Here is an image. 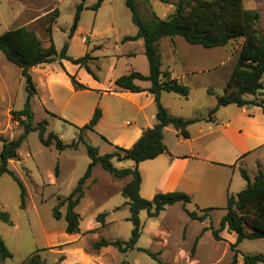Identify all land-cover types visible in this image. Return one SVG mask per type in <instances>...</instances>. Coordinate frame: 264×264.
Segmentation results:
<instances>
[{"label":"rangeland","instance_id":"obj_1","mask_svg":"<svg viewBox=\"0 0 264 264\" xmlns=\"http://www.w3.org/2000/svg\"><path fill=\"white\" fill-rule=\"evenodd\" d=\"M98 1L0 0V35L11 29L28 26L38 33L45 45H48L50 36L47 28L51 24L52 18L59 15L53 12L56 10L60 12V16L53 25V39L58 51L60 52L64 45L69 43V54L72 57L80 58L89 53L93 59L87 60L88 67L96 78L106 86L113 75L112 57L120 53L128 54L139 51L140 46L137 43H128L120 48L116 45L117 39L138 32L137 26L132 21V13L126 6V0H104L99 10L91 9L90 7ZM82 2L85 4V9L82 11L79 30L73 39H70V29L77 8ZM177 2L179 0H137L138 12L146 21L153 15L167 19L174 13ZM245 6L260 12L259 29L264 34V0H245ZM165 40L166 43H171V38ZM178 40L185 42L183 37H179ZM241 45L242 41L237 40L226 47H219L223 50L226 59L224 70L220 74H212L206 77L208 83L211 84L210 89L219 95L224 94V86L236 64ZM143 58L145 59V57ZM1 60L5 64L7 62L11 73L3 82V85H6L4 90L8 94L6 100L0 102V139H4L3 136L14 138L23 132V128L16 127L18 123L12 121L11 110H23L28 93L21 69L9 63L0 51ZM120 62L123 64L117 67L118 70L115 73L127 68L128 57L123 56ZM85 71L87 70L85 69ZM205 91L203 88H197L190 99H184L175 94H167L165 96L168 97H165L164 102L170 104L173 111L178 115L195 118L199 113H204L205 116H208L211 111L209 107L214 101H211L213 98L207 95ZM102 100L105 107H110L113 110L111 119L104 123L103 132L99 130L87 132L85 143L80 144L77 150L68 148L59 151L55 145L45 147L39 139L38 131H33L28 135L19 150L20 161L13 160L10 164V169L19 176L27 189V206L24 210L20 208L21 189L17 182L8 174L0 178V210L8 212L14 222V225L10 226L0 220V236L13 254V258L6 261L0 260V264H26L27 259L36 254L38 249L46 248L50 243H54V240L49 241L46 238L45 231L54 234L66 233L67 222L65 218L56 219L53 211L58 206L60 199L67 198L77 186L80 178L86 173L91 163L88 146L97 148L101 155L110 153L113 151L111 144L122 137L127 140L128 132L135 126L136 111H122L120 105L128 104V101L118 95L102 97L97 90L76 91L74 89L70 91L63 85L53 84L51 90L49 88L42 89V92L33 98V125L38 126L41 122L48 121L49 125L46 128L45 138H48L49 133L53 132L65 144H72L78 138L79 128L85 125L82 121L91 120L89 114L94 105L95 110L96 108L103 110L100 106ZM76 115L80 119L75 118ZM170 140L174 141V137L171 135ZM193 146L195 145L193 144ZM2 150L3 142L0 141V158ZM261 156L264 165V152L261 153ZM254 161L255 157H249V168H245L249 169L248 172L252 180L256 170ZM150 162L153 161L143 162L142 165L145 195L151 194L153 176L158 171L156 168H151ZM113 163L119 169L134 168L135 166L131 160L123 162L113 160ZM57 166L60 170L59 177L56 176ZM94 176L99 181L98 190L106 189L107 181L110 179L114 180L115 185L111 190V197L108 199L97 193L96 188L88 191L87 197L76 208V211L82 216L81 228L83 230L94 228L95 225L99 224L97 222L99 214L109 212L113 207H117L114 213H109L106 217L108 227L106 229L103 227L97 231L96 236H92V239H119L121 237L123 241H128L133 229V224L128 220L130 210L127 199L121 191L116 189L120 184L124 186L130 178L115 179L101 165H97L94 169ZM246 185L247 181L238 170L233 181L228 184V195L236 196ZM198 204L199 202L193 201L187 205L188 210L203 215L204 213L198 210L200 205ZM225 206V200L221 204L215 205L214 210L209 212L204 224L199 220H193L181 203L168 206L159 218H149L147 212L143 211L141 220L144 229L138 247L148 249L153 254L158 255L157 259L135 249L120 255L123 258V264H160V261L164 264L230 263L235 254L231 250V244L225 241H217L211 229L220 228L222 218L226 213ZM66 211L67 206L61 208L64 215ZM167 222L169 223L166 224ZM153 224H158L161 229L156 227L150 229V225ZM153 229L161 230L159 235L153 237L154 239L151 238L152 233H156ZM60 236L59 234L55 241L63 243ZM233 236L236 240V236ZM198 237L200 239L196 252L193 254L195 241ZM237 250L239 257H242L243 254L264 255V238L244 240L238 245ZM38 254L47 260V264H54L56 256L50 249L42 250ZM196 254L198 256H195ZM196 257L198 263H193Z\"/></svg>","mask_w":264,"mask_h":264},{"label":"trees","instance_id":"obj_2","mask_svg":"<svg viewBox=\"0 0 264 264\" xmlns=\"http://www.w3.org/2000/svg\"><path fill=\"white\" fill-rule=\"evenodd\" d=\"M104 0H99L94 6L90 7L99 10ZM126 6L132 13V21L137 26L138 32L135 36H126L123 42L143 40L145 45V56L147 57L150 73L148 76L140 72H131L130 74L120 76L114 81V91H127L140 93L148 91L154 96L157 107V124L144 131L142 136L131 148H124L113 145V151L101 155L99 150L93 146H88V155L91 163L84 176L80 178L77 186L71 194L59 201L54 209L53 215L60 220L63 217L67 222L66 233L69 235L80 232L81 216L76 211L85 197V187L87 181L92 178L94 169L97 165L108 172L115 179L130 180L123 186L122 195L127 199V205L130 210L129 221L133 224L131 237L128 241L102 239L93 245V249L99 250L102 247L113 246L122 253L138 249L149 256L157 259L148 249L137 247L143 234V223L141 213L146 211L149 218H158L160 214L178 203L184 205L186 212L193 220L204 222L209 216V212L214 208L190 212L186 206L192 202L190 195L184 192L158 193L153 199L148 200L141 196V186L143 176L139 170V164L148 160L168 154L169 150L165 144V131L168 126H173L179 134L185 138H190L189 126L202 121L203 118L188 120L182 117L172 115L167 107L161 101L162 93H174L188 99L191 89L182 84L178 79H173L171 73L162 70V59L160 54V42L164 38L183 37L192 45H201L207 49L226 47L231 42L241 40L239 56L233 69V73L227 85L224 88L223 95H216L217 105L210 111L207 120H213V117L221 107L237 105L244 107L247 105H256L263 109L264 113V34L259 29L261 14L256 9H249L245 6V0H179L175 5L174 13L167 19H161L153 15L148 21L144 20L138 12L137 0H126ZM85 4L82 2L76 11L73 25L70 29L69 38L72 39L77 32L82 11ZM59 14L52 18L48 26L49 44L45 45L38 33L28 26H21L11 29L0 35V51L6 59L21 69L22 77L26 82V91L28 93L27 101L23 110L11 111L12 121L17 122L23 128V132L12 140L0 139L3 142V150L0 158V178L8 174L17 182L21 189V205L24 210L27 206V189L19 176L9 168L13 160L20 161L19 150L28 135L33 131L39 132V139L43 146L55 147L59 151L65 149H78L80 144L85 143L87 132L96 131V127L102 119L103 112L96 108L92 119L79 128L78 138L72 144H65L64 141L51 132L48 138H45L48 121L41 122L38 126L33 125L32 101L37 95L38 90L32 76V69L44 64H51L57 60H67L74 65H79L92 73L87 65V60L93 59L89 53L84 57L74 58L68 55L69 43H66L59 52L53 39V25L60 16ZM69 75V74H68ZM72 85L76 91L89 90L86 85L81 83L74 75H69ZM137 81H149L151 86L147 89L138 85ZM210 95L214 93L209 90ZM252 95L257 100L250 101L246 96ZM113 160L123 162L131 160L135 163L134 168H117ZM59 166L56 168V176L59 177ZM242 177L247 181V186L236 196L229 195L226 211L222 218L220 228L212 229V234L217 241H223L222 234L225 230L229 234L236 236V242L231 244V250L235 253L232 261L228 264H239V253L237 247L244 240H256L264 238V171L260 170L251 180L248 172L241 170ZM67 206L66 214L61 212V208ZM107 213H101L97 216V222L102 227L106 226ZM0 220L10 226H13V220L8 212L0 210ZM93 232V231H89ZM200 237L195 241L193 254L196 252ZM13 258L12 252L7 247L4 239L0 236V260L6 261ZM243 264H264V255L243 254ZM26 264H46L38 252L30 256ZM160 264H164L160 261Z\"/></svg>","mask_w":264,"mask_h":264},{"label":"crops","instance_id":"obj_3","mask_svg":"<svg viewBox=\"0 0 264 264\" xmlns=\"http://www.w3.org/2000/svg\"><path fill=\"white\" fill-rule=\"evenodd\" d=\"M78 30L75 34L78 33ZM135 35L136 34L130 36ZM125 37L117 39L118 41L116 42V45L119 46V48L128 43H137L140 46V50L130 52L128 54L120 53L117 56L112 57L113 75L106 86L105 84H102L99 79H95L91 74L85 71V68L80 67L79 65H74L67 60H57L51 64H44L35 67L32 69V76L37 86V95L42 92V89L49 88L51 90L53 84L63 85L70 91H73L74 87L69 75H75L79 81L83 82L84 85L90 88L87 91L97 90L101 93L102 97L111 95L124 97L128 101V104H121L120 108L122 111H136L134 119L135 126L128 132L127 140L122 137L115 140L112 144H118V146L124 148H131L142 136L145 130L155 126L157 121V107L154 96L148 91L140 93L114 91V81L120 76L130 74L133 71L140 72L145 76H148L150 73L149 63L147 57L145 56L144 41L137 40L124 43L123 39ZM178 38L179 36L171 38V43H166V38L161 40L160 54L162 59V70L164 72L171 73L173 79H178L182 84L190 87L191 94L188 99L192 97L193 92L196 91L197 88H203L206 90V94L214 99H211L214 103H211L209 107L210 110H212L217 105L216 95L219 94L210 89L211 84L208 83L209 81L206 77L212 74H220L221 71L224 70L226 59L223 54V50L219 47L206 50L207 48L201 45H192L186 40L184 42L183 40H178ZM68 55L71 56L69 52ZM123 56L128 57V66L123 69L124 71L115 73L116 70H118L117 67L120 64H123V62H120L123 59ZM143 57H145L146 60ZM57 63L59 65H56ZM10 73L11 70L7 62L5 64V62L1 60L0 102L6 100L8 93L4 90L6 85L4 86L3 82L7 80ZM232 73L233 70L229 75L227 83L229 82ZM136 83L145 89L151 86L149 81H137ZM209 90H211L214 95H210ZM167 94L174 93H162L161 101L172 115L188 120L195 118H203V120L189 126V139L183 138L173 126H168L166 128L164 142L169 150V153L163 154L156 159L148 160L153 161L150 162L152 164L151 168H156L158 170L153 176L154 182L152 183L151 194L149 195L144 194L145 181L142 169V165L144 163L142 162L139 164V170L141 169L140 171H142L141 174L143 176L141 196L151 200L158 193L184 192L191 196V203H193V201L199 202L200 205L198 204V210L214 208L215 205L221 204L223 200H225L227 204L229 196L227 192L228 184L233 181V177L238 170L240 173L242 169L248 172L249 169L247 170L245 168H249V157H255L254 163L256 164V170L254 176H256L260 170L264 171V165L262 163L263 157L261 156V153L264 152L263 109L253 104L244 107L229 105L219 108L211 121L207 120L209 114L208 116H205L204 113H199V115L195 118H189L184 115H178L175 111H173L170 104L164 102L165 97H168L165 96ZM250 96L252 95H248L246 98L250 101L257 100L255 96ZM261 98L264 99V95ZM100 106L103 109V116L96 127V131L99 130L103 132L102 129H104V123L111 119L113 110L110 107H105L103 105V100ZM94 112L95 105L90 111V119H92ZM75 118L80 119L78 115H76ZM82 122L83 124H87L89 119H85V121ZM16 127L21 128L19 125ZM170 135L171 137H174V141L170 140ZM18 136L19 135H17V137ZM3 137L7 140L16 138ZM193 144L195 146H193ZM11 163L12 161L10 164ZM107 183L108 185H106V189L98 190L97 186L99 181L93 173L92 178H90L86 183L85 197L83 200L87 197L88 191L92 188H96V190H98L97 193L105 196L106 199L110 198L111 190L114 187L115 182L110 179ZM122 188L123 184H120L116 190L122 191ZM116 209L117 207H113L106 213L108 215L109 213L112 214L116 211ZM186 209L188 210L187 206ZM168 223L169 222L166 224ZM202 224H204V222H202ZM107 227L108 222L106 220V226L104 229ZM155 227L157 229H161L158 224H153L152 226L150 225L149 228L151 229ZM102 228L103 227L100 223L95 225L94 228H89L87 230H83L80 225V232L77 234L69 235L64 232L59 233L63 243L55 241L59 234L45 231L46 238L49 241L54 240V243H50V245L46 248L38 249L37 252L45 249L53 251L56 256L54 264H123V258L120 257L123 253L117 248L109 246L102 247L99 250L93 249V245L96 242L101 241L102 238L92 239V236H96V232L100 231ZM153 230L156 231V233H152L151 238L159 235V231H161L156 229ZM89 231H93V233H88ZM222 237L224 239L223 241L229 242L230 244H234L236 241L233 234H229L227 230L223 232ZM105 239L111 241L117 240L108 238ZM119 239L123 240L121 237ZM195 256H198V254ZM42 260L47 264V260L45 258H42ZM196 262L198 263L197 257L193 260V263ZM239 264H243L242 257H239Z\"/></svg>","mask_w":264,"mask_h":264}]
</instances>
